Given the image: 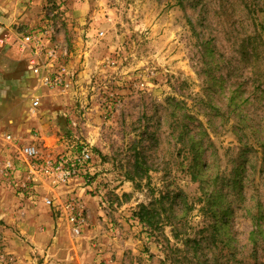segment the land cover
<instances>
[{
  "label": "rangeland",
  "instance_id": "rangeland-1",
  "mask_svg": "<svg viewBox=\"0 0 264 264\" xmlns=\"http://www.w3.org/2000/svg\"><path fill=\"white\" fill-rule=\"evenodd\" d=\"M15 2L36 22L0 44L1 133L43 160L83 149L90 160L54 186L0 146V215L24 218L39 183L75 181L80 195L41 199L90 248L73 264H264V0ZM29 32L40 44L21 80ZM34 83L40 104L20 107ZM69 196L87 208L79 236L58 204ZM6 230L23 238L0 216V264H20Z\"/></svg>",
  "mask_w": 264,
  "mask_h": 264
},
{
  "label": "crops",
  "instance_id": "crops-1",
  "mask_svg": "<svg viewBox=\"0 0 264 264\" xmlns=\"http://www.w3.org/2000/svg\"><path fill=\"white\" fill-rule=\"evenodd\" d=\"M16 0H1L0 3V44L5 45L15 43L19 38L13 39L9 37V30L14 24L20 22L23 25H29L34 23L35 16L31 14V11H24V7H17ZM25 12V13H24ZM32 16V17H31ZM12 38V41H10ZM22 38V37H21ZM20 38V43L22 42ZM15 40V41H14ZM26 47L25 50H20V64L23 63L24 72L20 70L21 80L26 77V73L30 76V53ZM21 66V65H20ZM31 77V76H30ZM37 79V76L35 75ZM24 94V101H20V107L30 108L34 100H38L41 97V91L44 90L42 85L31 86ZM27 101V102H26ZM26 102V103H25ZM40 104V101H39ZM36 119V117L34 118ZM27 120V119H26ZM25 121V120H24ZM26 122V121H25ZM21 128V127H20ZM46 140V138H45ZM40 198L34 202H28V211L25 213L24 218L13 217V219L7 214H1L6 224L12 226L15 233H20L23 238H20V242L15 239L11 240V236L8 234V230L5 231L6 241L11 242L14 247L13 250L17 253L18 261L20 264H36L35 254H39L42 258L43 264H73L75 260H79L80 254L90 250V248L83 245L84 251L81 250L80 240L73 244L72 237L69 233V227L62 218V216L53 214L50 212L48 206L43 205L42 200L55 198L58 195L65 194L66 192H74L76 189L75 181H72L70 185H59L54 189L44 187L43 183H39L36 186ZM74 190V191H73ZM76 194L80 195L79 189H76ZM30 199V198H29ZM42 199V200H41ZM18 231V232H17ZM76 240V239H75ZM90 252V251H88ZM93 253V251H92ZM83 255L87 256L86 253ZM91 256V253L90 255ZM92 262V261H90ZM90 262H87L90 263ZM18 264V263H17Z\"/></svg>",
  "mask_w": 264,
  "mask_h": 264
},
{
  "label": "built area",
  "instance_id": "built-area-1",
  "mask_svg": "<svg viewBox=\"0 0 264 264\" xmlns=\"http://www.w3.org/2000/svg\"><path fill=\"white\" fill-rule=\"evenodd\" d=\"M33 43L35 46H39L40 40L37 32H29L23 36L22 42H19V48L25 50L26 47ZM56 55L53 49L47 51L46 58H55ZM34 55L30 59V64L35 63ZM45 84H49L50 80L46 77ZM62 79L56 77L53 83H60ZM0 146L1 148H6L9 146L14 149V152L26 161H29L28 168L30 173L35 175V171L41 173L48 182L52 185L65 184L72 179H76L88 171V161L90 160V155L86 149H83L77 155L72 157L60 156L54 159L43 160L38 155V150L34 145L27 144L20 147L18 139L10 133H1L0 128ZM1 150V149H0ZM5 152V150H2ZM2 168L5 171H11L12 164L9 159H5L2 164ZM47 205H54L51 200H45ZM62 211L66 216V220L70 225V229L74 235H80L84 226L86 225L87 219V208L83 202L75 197L69 196L63 202H59ZM90 264H102L100 261H95ZM104 264V263H103Z\"/></svg>",
  "mask_w": 264,
  "mask_h": 264
},
{
  "label": "trees",
  "instance_id": "trees-1",
  "mask_svg": "<svg viewBox=\"0 0 264 264\" xmlns=\"http://www.w3.org/2000/svg\"><path fill=\"white\" fill-rule=\"evenodd\" d=\"M148 215H149V210L146 207L141 205L140 210L136 214L137 219L140 222L147 224L148 223Z\"/></svg>",
  "mask_w": 264,
  "mask_h": 264
}]
</instances>
